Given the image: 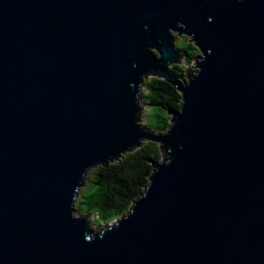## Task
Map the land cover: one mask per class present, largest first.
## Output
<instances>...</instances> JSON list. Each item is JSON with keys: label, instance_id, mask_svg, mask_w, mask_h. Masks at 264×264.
<instances>
[{"label": "water", "instance_id": "95a60500", "mask_svg": "<svg viewBox=\"0 0 264 264\" xmlns=\"http://www.w3.org/2000/svg\"><path fill=\"white\" fill-rule=\"evenodd\" d=\"M146 77L181 94L163 131ZM146 141L147 185L93 229L86 177ZM0 264H264V0H0Z\"/></svg>", "mask_w": 264, "mask_h": 264}, {"label": "trees", "instance_id": "16d2710c", "mask_svg": "<svg viewBox=\"0 0 264 264\" xmlns=\"http://www.w3.org/2000/svg\"><path fill=\"white\" fill-rule=\"evenodd\" d=\"M179 48L185 54L184 59L188 65L198 54V49L191 42H186L185 46ZM171 68L183 70L184 66L171 65ZM143 96L144 103L153 110V128L158 131L165 130L170 119L167 108L178 109L181 94L166 80L150 77L146 81ZM160 157L158 144L146 141L120 159L106 165H97L91 169L88 181L77 197L79 204L76 202V206L83 207L85 214L95 212L102 222L121 216L147 185L153 169L152 162L158 161Z\"/></svg>", "mask_w": 264, "mask_h": 264}, {"label": "rangeland", "instance_id": "374dc122", "mask_svg": "<svg viewBox=\"0 0 264 264\" xmlns=\"http://www.w3.org/2000/svg\"><path fill=\"white\" fill-rule=\"evenodd\" d=\"M187 39V40H186ZM186 42H189L188 38L184 35L182 36H176V39H175V43L177 46H185L186 45ZM198 54H199V51H198ZM194 59L192 61H190L189 63V67L193 70L194 69ZM182 66H184L183 64H180ZM176 70V69H175ZM150 77H146L145 78V83L142 85L141 87V90H142V110H141V113H140V122L142 124H146L148 125L149 127L153 128L152 126V113H153V110L151 109V107L148 105V104H145L144 103V96H143V92L145 91V87H146V81L149 79ZM154 129V128H153ZM88 178H89V175L86 177V180H85V183L82 185L80 191H79V194H78V197L81 193V190L85 187L87 181H88ZM76 202L78 203V201L76 200ZM79 204V203H78ZM75 207L77 209V212H76V215H79V214H85L86 211H84L85 209L81 206H76V203H75ZM87 217L92 225V228L95 229V230H99L101 227H103L105 224L109 223V222H102L101 218H98L96 213L95 212H90L87 214Z\"/></svg>", "mask_w": 264, "mask_h": 264}]
</instances>
